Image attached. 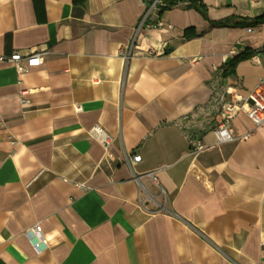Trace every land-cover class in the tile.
Here are the masks:
<instances>
[{"label":"crops","instance_id":"0c3cea01","mask_svg":"<svg viewBox=\"0 0 264 264\" xmlns=\"http://www.w3.org/2000/svg\"><path fill=\"white\" fill-rule=\"evenodd\" d=\"M263 16L264 0H0V56L43 54L0 62V264H264V125L239 113L238 138L207 131L201 154L175 125L215 78L243 97L264 78Z\"/></svg>","mask_w":264,"mask_h":264},{"label":"built area","instance_id":"2783aa9c","mask_svg":"<svg viewBox=\"0 0 264 264\" xmlns=\"http://www.w3.org/2000/svg\"><path fill=\"white\" fill-rule=\"evenodd\" d=\"M251 31V30H249ZM135 39L129 46L121 51L122 57L128 61L134 55ZM264 54V49L262 50ZM151 56H158L154 50ZM0 62L13 63L19 73H27L30 69L38 67L43 62V54L35 52L28 55L15 53L11 57L0 56ZM212 94L210 100L197 107L191 114L184 116L175 122L176 127L185 136L190 145V152L201 154L215 148L217 145H207L203 142V134L211 131L217 144H224L238 138L234 127V119L239 113H244L255 125H264V78L249 93L247 97L240 96L224 83L222 76L211 82ZM23 101V100H22ZM93 135L106 147H110L111 139L102 129L95 128ZM142 157L138 154L133 156V162H140ZM154 177V173L151 174ZM36 247L47 245V240L42 236V226L35 225L31 228Z\"/></svg>","mask_w":264,"mask_h":264},{"label":"trees","instance_id":"16d2710c","mask_svg":"<svg viewBox=\"0 0 264 264\" xmlns=\"http://www.w3.org/2000/svg\"><path fill=\"white\" fill-rule=\"evenodd\" d=\"M191 1H197V2H201L202 0H191ZM259 21H264V16L258 20ZM219 24H222V25H225V24H228V22H224V23H219ZM253 53L251 52H245L243 55H240V56H236L234 57L230 62H228L226 64V66L224 67V75H229L231 73H233L235 71V68L237 67V65L247 59V58H250L252 57Z\"/></svg>","mask_w":264,"mask_h":264}]
</instances>
